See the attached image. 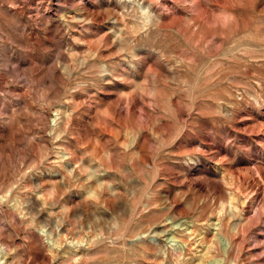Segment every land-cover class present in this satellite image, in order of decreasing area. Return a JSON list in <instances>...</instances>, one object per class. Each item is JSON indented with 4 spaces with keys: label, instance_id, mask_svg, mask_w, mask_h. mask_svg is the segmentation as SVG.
<instances>
[{
    "label": "rangeland",
    "instance_id": "374dc122",
    "mask_svg": "<svg viewBox=\"0 0 264 264\" xmlns=\"http://www.w3.org/2000/svg\"><path fill=\"white\" fill-rule=\"evenodd\" d=\"M0 264H264V0H0Z\"/></svg>",
    "mask_w": 264,
    "mask_h": 264
},
{
    "label": "bare ground",
    "instance_id": "6f19581e",
    "mask_svg": "<svg viewBox=\"0 0 264 264\" xmlns=\"http://www.w3.org/2000/svg\"><path fill=\"white\" fill-rule=\"evenodd\" d=\"M189 230V229H188ZM221 240V239H220ZM186 244V243H185Z\"/></svg>",
    "mask_w": 264,
    "mask_h": 264
}]
</instances>
